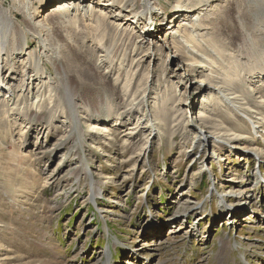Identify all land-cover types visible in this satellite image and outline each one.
I'll use <instances>...</instances> for the list:
<instances>
[{
  "label": "rangeland",
  "instance_id": "rangeland-1",
  "mask_svg": "<svg viewBox=\"0 0 264 264\" xmlns=\"http://www.w3.org/2000/svg\"><path fill=\"white\" fill-rule=\"evenodd\" d=\"M59 1L0 0L41 22L0 90V264H264V0L192 4L194 31L157 0L144 41V0Z\"/></svg>",
  "mask_w": 264,
  "mask_h": 264
},
{
  "label": "bare ground",
  "instance_id": "bare-ground-1",
  "mask_svg": "<svg viewBox=\"0 0 264 264\" xmlns=\"http://www.w3.org/2000/svg\"><path fill=\"white\" fill-rule=\"evenodd\" d=\"M152 1H154L155 3L157 2V0H144V5H142L141 11L136 12V11H134V9H130V10H127L126 13L124 14V16H126V14L130 15L129 16L130 18H128V21H130V22L133 21L132 23H136L137 18L148 20V22H146V24L144 26V30H143L146 33H145V35H142L141 41H144L145 39H151V38H149V36H150V34L153 33V30H151V27H149V24H151L152 20L154 21L153 17H156L157 14L160 13V3L158 2V4L157 3L153 4ZM174 1L176 2L178 0H174ZM199 1H200V3H207V4H209V2H210V5L212 6L211 2H213L214 0H188L185 5L184 4L179 5L177 7V10H175L173 12L175 15V22L178 20L180 21L179 27H181V26L191 27L189 24L194 22L192 29H191V31H194L195 30L194 27L199 26L198 22H199L200 18H197V16L196 17L192 16L193 14H196L197 12L193 13V9L191 7L192 4H195ZM86 2H87V0H80V1H77V0H60L58 2L57 6L52 7L51 14L52 15L60 14L62 12L63 13L67 12V11L69 12L72 10L78 11V14H87L88 12H94L96 9V6H94V5L93 6L92 5L86 6ZM98 3L99 2L96 3L97 7L99 6ZM134 3H130L129 8H132V5L136 4V3L135 4ZM263 4H260V6H261L260 10H261V8L264 9ZM176 6L174 5L173 7H176ZM98 11H99V13H98L97 18L107 19L110 17V15H108L107 12H103L100 10H98ZM111 17H114L113 14H111ZM180 17H183L181 20L187 19L188 20L187 23L186 22L181 23ZM14 18H15V14L12 10L4 8L3 6L0 5V29L13 30V31H17V33H18L17 35L13 36L12 39L9 40V42H7L6 38L2 34H0V37H3L2 39H0V90H5V93L10 92V87H9L8 83H10L9 80L12 79V78H10L9 75L7 76L4 72L6 70V68L9 67L7 74L10 73L11 64L9 62H12L10 59V56H13L14 54L18 55L19 53H21V55H22L24 53V51L27 49L25 44L27 42L28 37L31 36L33 39L37 38L39 35V33L37 32L38 26H40V24H41V22L37 21V22H35L34 26L26 25L27 30L24 33L19 28L15 27L16 22H15ZM157 23L160 25V27L164 26V24H165L164 21H159ZM35 26L37 27V30H36ZM172 27L176 28L178 26H172ZM208 28H209V26H208ZM179 29L180 28L175 29L173 32H170L172 40L177 41L179 43L183 42V43H185L186 46H189L188 41L184 40L183 38L185 37V34L189 38H193L194 36L191 33H188L185 31L183 32V30H179ZM185 30H187V29H185ZM154 31H155V28H154ZM146 36H148V37H146ZM179 37H181V38L178 39ZM210 46H211V43H210ZM9 47H11V49ZM211 52L213 54H217L215 48H214V50H211ZM212 53H211V55H212ZM29 54L32 56L35 53L33 51H31V52H29ZM40 54L43 55V52L38 53V55H40ZM62 71H63L62 76L66 78V72H65L64 68H62ZM13 73H14V71H11L10 74H13ZM216 87H218V85ZM64 97H65V95H64ZM65 98L67 100L68 107L70 109L74 110L75 105H76L75 96L73 94H71L70 91H67ZM75 111H76V109H75ZM253 124H254L253 127H254L255 131L258 132L259 126L256 124V122H254ZM98 195H99V190H98L96 184L94 183L93 192H92V199L95 200L98 197ZM220 204L223 205V207H229L231 205V204H227V202L224 198H221ZM228 213L229 212H227V214ZM113 242L115 243V245L117 244L116 241H113ZM152 245H156V243L154 242ZM105 250H106L105 251V263L110 264L111 263L110 246L108 245L105 248Z\"/></svg>",
  "mask_w": 264,
  "mask_h": 264
}]
</instances>
